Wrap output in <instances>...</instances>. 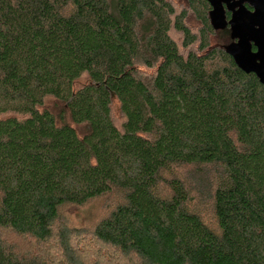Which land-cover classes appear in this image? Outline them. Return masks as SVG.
<instances>
[{"label":"trees","instance_id":"16d2710c","mask_svg":"<svg viewBox=\"0 0 264 264\" xmlns=\"http://www.w3.org/2000/svg\"><path fill=\"white\" fill-rule=\"evenodd\" d=\"M187 3L0 0V264H264V86Z\"/></svg>","mask_w":264,"mask_h":264},{"label":"water","instance_id":"95a60500","mask_svg":"<svg viewBox=\"0 0 264 264\" xmlns=\"http://www.w3.org/2000/svg\"><path fill=\"white\" fill-rule=\"evenodd\" d=\"M206 1L210 5L208 18L212 29L222 30L228 24L231 39L238 40L224 48L226 54L242 72L255 75L264 86V0H238L230 6L228 3L231 0ZM223 3L229 6L228 9L238 7L228 23L225 21ZM243 3L249 4L253 12L247 11ZM251 42L257 49L255 53L251 51Z\"/></svg>","mask_w":264,"mask_h":264},{"label":"rangeland","instance_id":"374dc122","mask_svg":"<svg viewBox=\"0 0 264 264\" xmlns=\"http://www.w3.org/2000/svg\"><path fill=\"white\" fill-rule=\"evenodd\" d=\"M169 1L173 4L176 13H180L181 11L186 12L184 24L193 34H197L201 29V23L194 14L193 10L190 9L187 0H169ZM170 36L178 44L182 42V35L180 33L171 31ZM222 37L220 36L219 33L216 32L214 33V35L210 36L209 43L212 46L221 47V45L225 43V40ZM146 72L150 73L149 71ZM112 117L116 122L119 121L120 117L116 109V106L112 109ZM186 170L187 169L184 170V176L187 175L185 174ZM203 202L209 203L207 200H204ZM207 203L202 205V210H203L202 212L204 214L203 217L206 220L209 216V209H208L209 205L207 206ZM110 204H112L111 197L107 199L98 198L88 202L86 205L82 207L66 206L62 210V216L66 219L68 225L72 228L91 230L96 226V224L101 219V217L105 215L106 209L109 207Z\"/></svg>","mask_w":264,"mask_h":264},{"label":"flooded vegetation","instance_id":"af4514ba","mask_svg":"<svg viewBox=\"0 0 264 264\" xmlns=\"http://www.w3.org/2000/svg\"><path fill=\"white\" fill-rule=\"evenodd\" d=\"M236 1H238V0H231L228 3V5L229 6L233 5ZM222 6H223V10H224L225 21L228 23L231 20V16H232L233 12L237 11L238 7H234V8L231 7V9H232L231 10L230 8L228 9L229 6H226V4H224V3L222 4ZM242 6L247 11L253 12V8L249 4L243 3ZM216 32L219 33L221 37L223 36L222 38L225 40V43L221 45L223 48H225L227 45H229L231 43H236L238 41L237 39H231V37H230V27H229L228 24H227V26L224 29L218 30ZM250 44H251V51L253 53H255L257 51L255 45L252 42Z\"/></svg>","mask_w":264,"mask_h":264}]
</instances>
